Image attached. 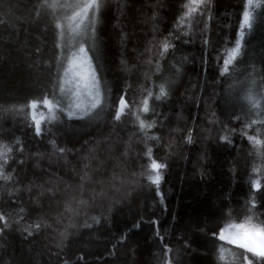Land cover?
<instances>
[{
    "label": "trees",
    "instance_id": "trees-1",
    "mask_svg": "<svg viewBox=\"0 0 264 264\" xmlns=\"http://www.w3.org/2000/svg\"><path fill=\"white\" fill-rule=\"evenodd\" d=\"M183 2L105 0L91 50L103 108L91 119L60 115L49 123L45 118L36 136L29 110L21 106L45 91L51 95L55 30L46 9L37 14L38 0H0V143L12 148L3 165L11 179H0V214L8 225L0 222V264H239L242 250L212 233L229 218L239 223L253 215V222H264V145L257 156L241 135L264 141V124L243 127L255 117L241 98L250 86L264 96V2L225 76L218 57L239 38L244 0H210V9L191 28L177 30ZM154 25L157 40L173 33L174 47L161 60L159 73L154 71L158 47L150 46ZM162 82L168 98H150V111L141 115L150 122L158 114L148 130L158 140L147 144L153 158L167 164L160 183L163 203L140 175L148 161L133 118L111 119L119 95L126 93L138 106L146 89L155 92L153 85ZM36 114L39 119L47 109L38 105ZM189 129L191 144L184 140ZM221 135L231 143H222ZM50 141L67 151L54 153ZM253 165L258 173H252ZM83 172L88 179L81 196ZM257 178L261 189L253 192L251 179ZM40 185L56 189V196L41 193ZM93 189H103L107 198L93 200ZM252 196L257 206L250 213ZM80 199L86 203L79 204ZM165 245L171 249L167 256ZM220 247L226 250L224 260Z\"/></svg>",
    "mask_w": 264,
    "mask_h": 264
},
{
    "label": "snow or ice",
    "instance_id": "snow-or-ice-1",
    "mask_svg": "<svg viewBox=\"0 0 264 264\" xmlns=\"http://www.w3.org/2000/svg\"><path fill=\"white\" fill-rule=\"evenodd\" d=\"M258 2H264V0H258ZM105 0H38L35 5L37 14L41 9H46L51 20L52 27L55 30V53L54 63L55 67L50 68V87L52 89L51 95L47 91L44 92L42 98H34L27 102L26 107L29 110V116L31 119L30 127L34 128L36 136H41L42 128L41 121L45 118L49 123L57 119V113H65L69 118H89L91 119L96 113L98 107L103 108L102 103V82L98 76V69L94 67V57L90 55V49L86 45L91 42L95 44V31L96 24L104 8ZM211 7L210 0H184L181 5V12L176 17L174 28L180 30L182 28H191L193 22L197 21V17H203L205 12ZM254 7V0H244L242 16L239 22L240 30L245 27L251 28L253 21V13L251 8ZM155 19V17H153ZM206 26V25H205ZM153 40L150 41L151 47H158V55L160 59H157L154 71L159 73L162 69L161 60L169 49L173 48L169 37L173 33H169L167 37L157 40L155 36V25L153 26ZM181 35H187V31L181 32ZM67 36V42L62 43ZM207 44V40L204 41ZM150 50V49H149ZM241 46L239 38L236 40L234 46L226 48L222 56L218 57L222 59V65H220V75H227L232 68H234V61L240 55ZM151 61H149L150 63ZM179 71V69H177ZM254 84V81L250 82ZM157 91H153L152 87L146 89V95L143 96L140 104L134 106L126 99V93L119 95L115 104L112 107L111 119L115 122H121L123 117L129 114L133 118L134 125L142 134L144 139V156L147 158L148 163L145 166V170L140 173L141 176L150 184L155 187V194L161 197L160 183L163 179V170L167 167L164 162H158L152 156V148L148 146V140H158L156 136H149L148 130L152 129L155 124V114L153 119L149 122L142 118V113L150 111L149 100L154 98L157 101L166 100L169 96V91L165 82L153 85ZM249 105L250 112H252L255 118H250L249 122L244 124L246 129L251 125L257 123L264 124V118H260L261 113L264 112V96L257 97L253 92L251 86L247 90L246 94L241 97ZM39 106L47 109V116L43 114L40 118H37L36 109ZM154 112V109H152ZM235 119V118H234ZM234 131V129H233ZM260 130L257 129V132ZM241 135H246L247 140L257 149V156H261L260 146L264 145V141L256 136L247 135L242 131ZM186 143L191 144L192 129L188 130V134L184 137ZM219 140L222 143H231L227 135H221ZM19 144V140L16 141ZM54 153L63 155L67 150L63 147H57L55 141H50ZM22 151V147L17 149ZM12 151L11 146L0 143V179L8 181L11 179V173L5 174L3 165L8 163L9 153ZM127 154L126 152L124 153ZM22 163V161H20ZM87 168V165L84 166ZM259 167L253 165L252 173H258ZM135 175V173H133ZM88 179V173L83 172L80 175V184L78 186L79 193L83 196L84 182ZM113 179H116L115 175ZM41 193L47 192L48 195L55 197L57 190L53 188L45 189L44 185L38 186ZM261 189V183L259 178L251 179V190L253 192ZM31 191V187L29 188ZM115 191L119 192V188H115ZM92 199L97 197L107 198V192L101 189L97 192L94 189L89 193ZM75 199V197H73ZM79 204L86 203L85 200L80 199L77 201ZM161 203L163 198L161 197ZM248 211L250 213L256 208L255 197L252 196L248 199ZM66 210L69 209V205H65ZM231 209H228L226 215L230 214ZM96 220V217H92ZM254 221V216L249 215L243 221L239 223L233 222L230 218L226 219L218 231H214L212 235L215 239L224 242L228 245H232L237 249L242 250L238 256L239 264H264V222ZM0 222H3L6 228L7 221L4 214H0ZM154 225L158 222L156 220L151 221ZM39 228V223L34 225ZM157 236L163 240L157 231ZM65 233H61L64 236ZM164 255L167 256L171 249L165 245ZM220 255L219 259H225V249L220 247L218 249ZM165 264H168L166 261Z\"/></svg>",
    "mask_w": 264,
    "mask_h": 264
},
{
    "label": "rangeland",
    "instance_id": "rangeland-1",
    "mask_svg": "<svg viewBox=\"0 0 264 264\" xmlns=\"http://www.w3.org/2000/svg\"><path fill=\"white\" fill-rule=\"evenodd\" d=\"M260 5H261V2H258V0H254V7H252L251 8V11H252V13H253V21H252V26H251V28H253V26H254V24L256 23V21H257V16H258V12H259V10H260ZM98 25H99V27H100V24H99V19H98V21H97V24H96V31H95V43H96V38L98 37V34H99V28H98ZM251 28H248V27H245L243 30H241L240 31V35H239V40H240V46L242 47V42H243V39L246 37L245 35L247 34V32L251 29ZM67 36L64 38V41H62V43H65V42H67ZM95 45V44H94ZM94 45L91 43V42H89L87 45H86V47H88L89 49H90V55H91V50H92V48L94 47ZM95 67V66H94ZM249 89V88H248ZM247 89V90H248ZM252 92L257 96V97H259V96H261L260 94H259V91L255 88H253L252 87ZM104 102V92L102 93V103ZM100 108L98 107L96 110H94L95 111V113L99 110ZM60 115H62L63 117H65V118H67V119H70V120H79V119H77V118H69L65 113H57V116H60ZM45 117L47 116V115H44ZM83 119H87V117L86 118H83Z\"/></svg>",
    "mask_w": 264,
    "mask_h": 264
}]
</instances>
